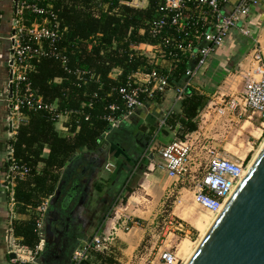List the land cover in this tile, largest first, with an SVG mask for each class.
<instances>
[{"label":"built area","instance_id":"obj_1","mask_svg":"<svg viewBox=\"0 0 264 264\" xmlns=\"http://www.w3.org/2000/svg\"><path fill=\"white\" fill-rule=\"evenodd\" d=\"M53 1L12 0L16 5V12L12 29L7 36L10 45L5 63V98L9 106L7 127L10 140L14 138L19 126L27 122L28 113L31 111L45 112L55 123L60 136L67 137L74 133L69 124L72 112L60 111L57 99L52 102L45 101L29 79V75L36 70L37 63L43 58L59 60L66 69L67 49L63 40L67 27L54 10ZM151 1L154 2V13L146 21V31L154 42L130 46L135 55L145 57L146 62L116 88L119 103H113L109 109L116 111L121 106L125 111L120 118L106 117L111 128L116 127L135 109L145 107L150 100L169 90H174L176 101H181L191 89L199 91L201 86L195 84L196 79L224 46L231 29L239 24L241 34L252 36L248 18L251 9L259 4L258 0H237L230 8L231 0H121L120 4L135 9H146ZM97 4L92 8L96 15L99 8L103 11L108 8L107 4H101L100 1ZM112 11L115 12L116 9ZM247 59L245 65L240 66L233 75L240 89L231 91L230 88L229 94L207 101L200 113L203 122L228 124L235 120H244L252 127L257 124L261 133L264 131V55L260 47L252 49ZM178 64L192 67L184 71L182 84L177 87H172L169 72L148 67L169 66V71L171 66ZM74 73L83 83L94 81L102 87L99 76L92 70L76 69ZM120 73V68H112L108 77L116 80ZM60 81L61 78H54V82ZM96 97V93L91 96ZM166 117L167 114L160 119L159 127L166 126ZM152 142L154 141L150 144ZM159 147L157 157L153 152V149H156L153 145L146 148L140 160L148 162L150 171L157 169L164 172L175 183L179 182L182 188L187 187L191 190L192 201L215 215L221 211L250 165L246 157L233 158L217 151L215 146L208 143L205 135L196 130L187 133L182 139L172 140ZM5 163L7 166L3 188L11 201L15 202L16 182L25 178L29 168L15 159L11 143L6 146ZM107 166L110 167L111 164ZM50 197L45 198L35 209L38 244L29 249L17 240L9 241L16 256L12 261H18L20 264H39L36 257L43 249L41 227ZM110 235L112 233L94 235L89 241L78 246L70 257V264H80L84 261L97 264L100 260H96L94 252H112L114 238ZM158 251L163 264L182 263L170 247L166 246Z\"/></svg>","mask_w":264,"mask_h":264},{"label":"trees","instance_id":"obj_2","mask_svg":"<svg viewBox=\"0 0 264 264\" xmlns=\"http://www.w3.org/2000/svg\"><path fill=\"white\" fill-rule=\"evenodd\" d=\"M99 1L101 4H107L108 8L106 11L99 8L96 15L92 8L98 5ZM120 1H53L54 10L67 27L63 40L67 49L66 69L59 60L43 58L37 63L36 70L29 75V79L45 101L52 102L57 99L60 111L72 112L69 124L74 133L67 137L60 136L55 123L45 112L31 111L28 113L27 122L19 126L14 138L10 140L15 159L29 168L25 178L16 182V209L19 213L30 211L31 214L29 220H13L11 227L14 236L19 238L17 241L29 249L39 242L35 232V209L54 193L62 169L79 152L96 150L102 135L110 127L106 117L120 118L125 111L121 106L116 111L109 109L113 103H119L116 88L146 62V58L135 55L130 46L154 42L146 31V21L154 13V2L151 1L146 9H135L120 4ZM113 9L116 11L113 12ZM229 65L230 62L224 64L231 71ZM234 65L238 68L237 63ZM209 66L210 63L200 76L204 75ZM116 67L121 69V73L114 80L109 78L108 74ZM168 67L161 69L169 72L172 87H177L182 84L184 71L192 66L178 64L171 66L169 71ZM76 69L92 70L99 76L102 87L94 81L83 83L78 80L74 73ZM219 70L229 73L223 67ZM56 77L61 78V81L54 82ZM94 93L97 97L91 98ZM164 95H159L148 103H159ZM207 101L206 96L191 89L181 100L180 111L167 114L166 126L160 130L162 138L158 141L162 145L167 144L168 142L162 139L169 137L176 127L180 128L177 130L180 136L195 131L197 125L193 119ZM74 111L77 113H73ZM140 165L142 169H148L146 160L141 161ZM6 166L5 163V170ZM95 255L96 260L103 259L102 254Z\"/></svg>","mask_w":264,"mask_h":264},{"label":"rangeland","instance_id":"obj_3","mask_svg":"<svg viewBox=\"0 0 264 264\" xmlns=\"http://www.w3.org/2000/svg\"><path fill=\"white\" fill-rule=\"evenodd\" d=\"M7 2L9 1H0V55L3 51V37L6 36L5 31L6 27L9 25L8 19L10 18V10L7 11L6 5L10 7L11 3ZM248 27L252 31V34H254L256 31V25L248 23ZM9 45L10 43L7 44L6 42L7 52L9 51ZM0 60L1 77V75L4 76L6 69L5 66H3V59H1V56ZM159 63L160 62H158V64ZM216 64V59H211L210 67L206 70L203 76H199L198 78L199 82H202V86L199 87V92L203 96H206L208 101L212 100L215 91H217L218 87L222 84L225 87H230L231 91H237L240 89V87H237V82H235L236 77L231 75L237 67L230 63L229 67L232 73L229 72L231 73L229 75V73L226 74L219 69H216L218 72L215 71ZM156 67L166 68L167 66ZM226 77L228 78L227 80ZM6 89L7 87L4 81L0 87V92L6 93ZM202 108L196 112L193 119L197 125L196 130H199L198 132L200 134L203 133L208 143L215 146L217 151L226 153L233 158L242 159L246 157V160L251 163L254 155L264 141V131L261 133L260 129L257 128V124H254L252 127L248 122H244V120H235L228 124H221L220 122L211 123L210 121L201 123L199 114L202 112ZM161 129V127L158 129L159 133L156 136L158 139L162 138V133L160 132ZM179 129L180 128L176 127L174 132L169 134V137L162 140L169 143L172 140H177L182 137L184 138L185 135L180 136L177 134V130ZM124 131L128 136L131 135L133 133V126L132 129L130 127H125ZM110 134L107 137H109ZM130 143L131 139L129 138V141L127 142L128 147L130 146ZM229 144H231L232 147L227 149ZM154 145L156 149H153V152L157 157V154L159 155V146H161L162 143L155 141ZM138 169H141V171L137 172V176L132 180L133 183L130 185L131 187H128L124 191L123 196H129L133 191L144 195L145 192H149L151 190V186L144 185L143 183L145 177L144 172H149L150 169H142V166ZM104 174L107 175L109 173L104 171ZM173 183L174 182H171L170 180L168 190L163 196L155 199L153 208L150 207L147 209L146 205L149 204V202L147 200L140 199L142 200L141 203H139L141 208L147 211V215L144 213V217H131L132 220H128L125 224L121 222L122 220L118 219L117 221H114L113 224H108L109 229L104 233L105 235L112 233L110 237L114 238V246L111 248V253H93V255L100 253L103 256V259H101L97 264H163V262L159 259L158 250H163L166 246L170 247L172 251L177 253V257L182 260L181 264H183L187 254H184L181 251V246L183 243H188L191 245L190 248L192 249L198 243L201 236V229L196 226L195 219L200 216L210 215V220H212L214 216L192 201L191 190L187 187L182 188L179 182L176 184ZM129 189L131 190L128 191ZM120 202L121 200H118L107 212L105 218L106 221H111V219L114 220L116 218V213L118 212L117 208ZM179 223L181 226H178ZM133 225L138 228L137 231L140 239L137 243L131 241V243L127 244L121 236H123V233L126 237L132 236L135 232L132 228ZM111 226H114V228ZM136 240H138V238ZM105 258H107V260ZM109 259H111L110 262Z\"/></svg>","mask_w":264,"mask_h":264},{"label":"crops","instance_id":"obj_4","mask_svg":"<svg viewBox=\"0 0 264 264\" xmlns=\"http://www.w3.org/2000/svg\"><path fill=\"white\" fill-rule=\"evenodd\" d=\"M6 1H9L7 3H11L10 7L6 5L7 11L10 10L11 12L13 2L12 0H6ZM258 1H259L258 6L251 9V13L248 18L251 24L253 23L256 25L255 33L254 34L251 33L252 36L246 37L243 34H241L239 30L241 25L238 24L237 27L232 28L224 46L218 51V54L212 58V59H216L217 61V66H215V71H218L216 69H220V67L221 68L223 67L227 72H231L227 69L226 66H224L225 63L230 62L231 64L237 63L238 68L234 71L233 74H231L232 73L231 72L229 73V75L236 74V72L239 70V67L245 65L246 61L248 60L247 59L248 55H250L251 50L254 49L255 47H260L264 55V0H258ZM236 2L237 0H231L229 8L232 5H234ZM5 33H7V31ZM6 79H7V70H5L4 76L1 75L0 77V87L2 83H4V81L6 83ZM227 79L228 78L226 77V80ZM196 81L195 84L202 83L199 82V79L197 82ZM229 92H230V87H225L222 84L218 87V90L215 91V94L213 95L212 99L215 100L217 97L221 95L229 94ZM180 103L181 101L175 100L174 90H169L165 93V95L163 96V98L159 103H155V104L147 103L145 107L135 109L127 118L123 119L118 124L119 126L117 125L118 127L116 126V128H111L110 131L105 132L104 134L105 136L103 135L104 137H102L99 140V145L96 150L94 151L83 150L79 152L72 160H70L62 169L59 181L62 178L67 177L68 170L73 165L74 161H76L75 159L77 157L84 156L85 152L92 155L94 158L100 157L104 165L107 163L108 164L116 163L118 166L123 165L127 167V170L129 172L131 169V164L133 162L132 160L138 159L141 156V154L146 150L147 147L150 146L153 147L155 141L159 140L156 136L159 133L158 129L160 128L159 127L160 119L169 112H173V111H175V113L179 112ZM8 111H9V106H8V100L5 98V92H0V264H20V262L18 261H12V259H10L8 256L9 254L7 248L8 241L19 239L14 236L11 223L13 220H29L31 218V214L30 211H27L26 213L17 212L15 202L11 201L9 194L3 188V179L5 173L4 164L6 160V146L10 143V139L8 137V127H7ZM199 119L201 123H206L201 120L200 114H199ZM132 126H133V133L128 136L127 133L124 131V128L130 127L132 129ZM109 134L110 136L107 137ZM129 138L131 139V143L130 146L128 147L127 142L129 141ZM151 141L154 142L150 144ZM231 147L232 145L229 144L227 146V149ZM115 155H119L117 157L119 161L115 159ZM114 160H116L117 162ZM117 172L118 170H116L115 172H112V170L110 172L108 171L109 174L107 175L104 174V177L106 176L105 179H107L110 176V178L114 179L118 174ZM121 173L124 174L123 179H125L126 175H128V173H126L125 171L124 172L120 171V174ZM100 176L102 175L98 174L95 177L96 183H99L98 180L103 178V176L102 178H100ZM144 176L145 177L143 183L144 185L151 186V190L149 192H145L144 195L136 191L133 192L131 191L132 193L130 192L131 194L129 196H123L122 194V196L118 199L121 200V202L117 208L118 212L116 213V218L114 220L111 219V221H106L105 219V221L102 222L100 226L98 227L96 226L95 228L90 230L92 233H91V237L89 238H92L94 235H100L106 232V230L109 229L108 224L109 225L111 223L113 224L114 221H117V219L122 220L121 222L125 224L127 223L128 220L130 221L132 220L131 217H144L143 215L144 213L147 215V211L142 209L139 203H141L142 200H147L150 204V206L149 204L146 205L147 209L150 207L153 208L155 199L163 196L164 193L168 190V187L170 185V180L171 182H174L172 178H169L168 176H166L164 172H161L157 169L149 172L145 171ZM116 179H118V177H116ZM75 183L80 184L77 181ZM173 184L176 183L174 182ZM90 191L91 194L88 196L89 202L87 201L84 207L82 204V206H80V208L76 210L78 212L80 210L79 213H85V211H88L89 209L91 210L94 209L92 203L96 199L97 195H95L92 192V190ZM78 194L81 195V192L79 191L77 194L74 195V197L79 196ZM111 227L114 228V226ZM132 228L135 231L134 234H132V236L126 237L124 233L123 236H121V238L127 244L131 243V241L137 243V241H139L140 239L139 233L137 231L138 228H136L134 225ZM137 238L138 240H136ZM84 242L83 240L82 241L80 240V242L79 241L74 242V245L69 249V252L66 255L55 250L53 252V255H51V257L53 258V261L51 263L68 264L67 260L70 258L71 251L75 247L83 245ZM60 243L55 244L53 242L52 244H54L55 246L59 245L58 248H60L61 247Z\"/></svg>","mask_w":264,"mask_h":264},{"label":"water","instance_id":"obj_5","mask_svg":"<svg viewBox=\"0 0 264 264\" xmlns=\"http://www.w3.org/2000/svg\"><path fill=\"white\" fill-rule=\"evenodd\" d=\"M13 12H16L15 4ZM8 97H11L10 86ZM110 130L111 127L106 132ZM66 179L59 181L43 217L40 235L43 249L36 257L39 264H52L46 255L47 244H59L67 232L57 228V222L62 217L65 221L76 218L73 212L80 208L79 196L71 195L69 200L60 201ZM7 248L9 258L15 259L9 241ZM67 261L70 264V258ZM185 264H264V144Z\"/></svg>","mask_w":264,"mask_h":264},{"label":"flooded vegetation","instance_id":"obj_6","mask_svg":"<svg viewBox=\"0 0 264 264\" xmlns=\"http://www.w3.org/2000/svg\"><path fill=\"white\" fill-rule=\"evenodd\" d=\"M13 18H14V12H13V4L12 9L10 12V18L9 25L6 27V36L3 37V47H2V54L1 59H3V66H6V60H7V48H6V42L7 36L9 32L12 29L13 25ZM5 31V32H6ZM1 61V60H0ZM6 68V67H5ZM119 155H115V159L117 161ZM142 156V154H141ZM141 156L136 159L132 160L131 169L128 172L127 167L123 165H117L111 164L110 167L107 165H104L102 163V160L100 157L94 158L92 155L85 152L84 156L77 157L73 163V165L68 170L67 179L65 183H63L62 192L60 196L61 200H69V196L77 194L79 191L81 192V195H79L80 200V206H85V203L87 201L89 202V195L91 194V191L97 195L96 199L92 203L94 206V209H89L88 211H85V213H79L78 211H74L76 218L72 219L71 221H65V219H62L57 222L56 227L60 229H65L67 231L62 239H61V247L58 248V246H55L54 244H47L46 253L49 258V261L52 262L53 258L51 255H53V252L55 250L61 252L62 254H67L69 252V249L74 245V242H77L80 240L83 242H87L86 240H90L91 238V231L96 226H100L102 222L105 221L107 212L114 206L115 202L122 196L124 191L131 187L130 185L133 183V178L137 176V172L141 171L138 168L142 165L141 164ZM113 157V156H111ZM114 160V161H116ZM116 161V162H117ZM135 162V164H134ZM119 164V163H118ZM138 169V170H137ZM115 172L118 170V174L114 179L110 178V176L105 179L104 177V171H111ZM120 171L128 173L126 175V178L123 179L124 174H120ZM101 174L103 176H100L99 183H96L95 177ZM123 179V181H122ZM79 182L75 183V182ZM81 196V197H80ZM79 219V220H78ZM77 222V223H76ZM82 238V239H81ZM88 240V241H89ZM84 242V243H85ZM83 243V244H84ZM50 256V257H49Z\"/></svg>","mask_w":264,"mask_h":264},{"label":"bare ground","instance_id":"obj_7","mask_svg":"<svg viewBox=\"0 0 264 264\" xmlns=\"http://www.w3.org/2000/svg\"><path fill=\"white\" fill-rule=\"evenodd\" d=\"M264 144V141L262 142L261 146L259 147V149L257 150L256 154L254 155L251 163L253 162V160L255 159V157L257 156V154L259 153L260 149L262 148ZM250 163V164H251ZM210 214V212H209ZM214 217L212 220H210V215H204V216H200V217H197L195 219V224L198 228L201 229V236L199 238V241L198 243L195 245L194 248H190V244L188 243H183V245L181 246V251L184 253V254H187V257L185 259V261L183 262V264H185L188 259L190 258V256L193 254L195 248L198 246L199 242L202 240V238L205 236L206 232L208 231V229L210 228V226L212 225V223L214 222L215 218H216V215L211 213Z\"/></svg>","mask_w":264,"mask_h":264}]
</instances>
